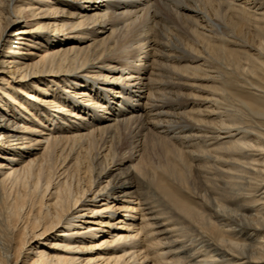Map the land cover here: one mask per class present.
Returning a JSON list of instances; mask_svg holds the SVG:
<instances>
[{
	"label": "bare ground",
	"instance_id": "1",
	"mask_svg": "<svg viewBox=\"0 0 264 264\" xmlns=\"http://www.w3.org/2000/svg\"><path fill=\"white\" fill-rule=\"evenodd\" d=\"M220 1L0 0V264H264V129L221 94L224 58L264 119V0Z\"/></svg>",
	"mask_w": 264,
	"mask_h": 264
},
{
	"label": "rangeland",
	"instance_id": "2",
	"mask_svg": "<svg viewBox=\"0 0 264 264\" xmlns=\"http://www.w3.org/2000/svg\"><path fill=\"white\" fill-rule=\"evenodd\" d=\"M220 2L223 3L225 1L222 0ZM162 12L166 13L167 16L172 21H174L175 25L180 23L179 18L176 15H174L173 13H169L164 9H162ZM172 29H173V27H172ZM173 31H174V34H176L177 36H179L183 39L186 36L185 34H183L181 32V30L179 28L178 29L175 28V29H173ZM215 39L217 41L222 40L221 37L210 38L211 41H213V40L216 41ZM212 44H214V42ZM194 47L199 48L200 44H196V46H194ZM221 63H222V67H223L222 70L224 72V80H226L224 83L226 87L225 86L223 87L221 94H223V96L226 95L225 98L227 100H229L226 104V108L227 107H228V109L230 108L229 110H231L232 112H238V113L240 112V115L242 113V117H244L243 121L248 126L250 125L249 127L256 126V129L257 128L264 129V126H263L264 123L261 124L264 121V119L253 118L250 115H245V111L243 112V108L241 107V103H242V101L246 102L249 99L246 98V101H245V98H242V99H240V102H238V100L234 99V97H233V96H235V94H242L243 92H246L248 94V91H249V93H251V91L254 93V90H252V88L249 84H247V83L244 84V83H242V81L239 82L240 81L239 79H236L237 74L232 71L231 67H229V65H230L229 62H227L224 58H222ZM263 84H264V81L261 84V86H263V88H264ZM259 86H260V84H259ZM223 91H224V93H223ZM263 93H264V91H263ZM234 103H235V105H234ZM245 116H248V117L245 118ZM258 119H260V120H258ZM253 120H254V122H256V124L253 122ZM259 125H261V126L259 127ZM118 134H119L118 141H120L122 144L126 143L127 134L121 133V132H119ZM176 157H177L176 154L170 149L168 144H166L165 142L159 141L155 138L154 139L150 138V140H148V143H147V149H146V154H145V159H144V167H143L144 172L147 174L148 180H151L154 182L155 181L154 178L157 179V178H159L165 174L167 177L169 176L170 178L174 179L171 176L172 170L170 171V169H171V165H172V163Z\"/></svg>",
	"mask_w": 264,
	"mask_h": 264
}]
</instances>
